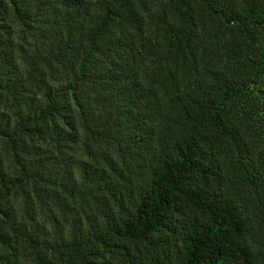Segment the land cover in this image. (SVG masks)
Wrapping results in <instances>:
<instances>
[{"label": "trees", "instance_id": "16d2710c", "mask_svg": "<svg viewBox=\"0 0 264 264\" xmlns=\"http://www.w3.org/2000/svg\"><path fill=\"white\" fill-rule=\"evenodd\" d=\"M254 93L264 0H0V264H264Z\"/></svg>", "mask_w": 264, "mask_h": 264}, {"label": "rangeland", "instance_id": "374dc122", "mask_svg": "<svg viewBox=\"0 0 264 264\" xmlns=\"http://www.w3.org/2000/svg\"><path fill=\"white\" fill-rule=\"evenodd\" d=\"M19 35V33H18ZM18 41H22L19 37ZM260 96L256 93L252 94L251 98L244 102H239L238 107L240 112L242 109H249L247 113H244L246 118H242V124L240 129L242 131V136L246 141V146L243 148V161L248 164L249 168L254 171L255 158L257 152H262L264 149V114L262 113V108L260 107ZM243 115V114H242ZM263 115V116H262ZM235 173L237 171L233 170ZM242 211L249 216L253 224H257L258 219L263 216V214L258 213V216L253 214L254 206L252 207L250 199H243L240 202ZM260 214V216H259ZM264 227V221H259ZM264 234V232L262 233ZM254 237L260 238V234H253Z\"/></svg>", "mask_w": 264, "mask_h": 264}]
</instances>
